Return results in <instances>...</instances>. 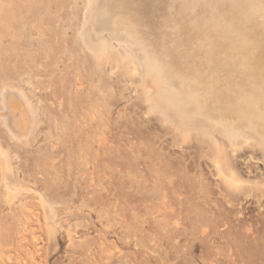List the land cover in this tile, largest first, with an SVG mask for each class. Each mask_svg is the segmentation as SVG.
<instances>
[{"label":"rangeland","instance_id":"obj_1","mask_svg":"<svg viewBox=\"0 0 264 264\" xmlns=\"http://www.w3.org/2000/svg\"><path fill=\"white\" fill-rule=\"evenodd\" d=\"M10 1L14 2L11 3L12 18L19 14L18 20L22 21V17L26 19L27 16L23 13L28 12L26 14L37 19L33 22L28 16L32 24L23 19L25 22L17 21L11 28L15 18L11 20L9 11L4 10L7 7L0 8V18L5 16L2 10L8 13L3 17L7 19L0 22V36L3 35L0 38V264H264V241L260 242L264 239L261 223L264 222V197L259 188L264 180L261 144L254 137L240 138L235 143L214 125L203 130L187 128L163 112L150 101L151 97L148 99L151 88L146 82L143 63L146 51L164 62L174 75L172 84L175 88L187 95L188 87L192 86L195 101L202 106H210L216 95L235 99L237 107L241 106V97L258 101L262 96V90L260 95L259 90L264 87V74L253 72L260 62L256 59L259 48L258 39H254L249 30L261 32L264 37V10H261L263 14L261 11L252 14L253 11L246 9L247 15H237L236 11L232 12L230 2L221 0L215 2L217 13L213 11L216 15L211 16L203 10V3L182 0L183 5L181 0H141L143 3L139 0V4L130 0L126 5L111 9L122 28L114 30L116 34L103 32L100 35V40L104 38L102 41L107 45L106 53L93 48L87 41L83 19L87 0H57L58 4L56 0H49L50 3L33 0L41 3L42 9H37L40 6L28 3V0H25L28 6L19 4L24 0ZM18 6L20 9L25 6L22 8L25 11L26 7L32 6V11L30 8V13L27 10L20 14L22 10L19 9L16 14ZM45 6H48L46 10ZM244 16L250 18L251 23L244 25L243 30L237 23ZM219 19L225 28L229 27L231 34L241 38V43L246 39L243 45L235 47L234 54L232 48L225 45L223 33L215 26ZM124 27L137 34L141 47L124 43L123 51L115 50L116 45L128 40ZM12 29L16 36L7 38L12 33L7 30ZM18 35L24 36L20 44ZM38 36H43L46 41ZM8 41L14 44H8ZM24 47L33 50L17 56L29 50ZM33 51L37 55L33 56L36 62L43 60V63L33 62ZM24 55L30 56V62ZM23 59L27 64L24 65V61L18 64ZM11 62L13 66L9 65ZM15 63L24 66L17 67ZM238 65L248 68L244 71L245 68ZM216 69H219L217 73L214 72ZM182 79H186L184 85L179 83ZM10 91H15L18 97ZM12 130L19 134L15 135ZM105 136L107 139L104 140ZM102 142L107 149L101 146ZM213 142L215 145L220 143L216 149L221 148L235 161H231V164L234 162L231 165L227 163L230 160L227 155L225 161L221 158V162L227 160L230 168H237L241 180L245 181L239 183L240 187L243 185L242 189L233 185L235 180L229 183L219 178L213 161L221 150H215ZM156 196L159 198L155 199ZM49 203L51 205H47ZM238 211L241 216L237 215ZM236 218L242 223L238 224ZM255 218H260L259 224ZM251 220L256 222L255 226ZM242 233L247 238L241 236ZM248 236L259 238L257 247L248 242Z\"/></svg>","mask_w":264,"mask_h":264},{"label":"bare ground","instance_id":"obj_2","mask_svg":"<svg viewBox=\"0 0 264 264\" xmlns=\"http://www.w3.org/2000/svg\"><path fill=\"white\" fill-rule=\"evenodd\" d=\"M3 1V2H2ZM7 2H5V3H7V4H5L4 3V0H0V3L2 2V5L0 6V8L2 7H7V8H9L8 10H7V8H3L5 11H9V14L8 15H10L11 13V3H14V2H11L10 0L8 1V0H6ZM28 1H30V2H28V3H31V4H37L36 2H34L33 0H32V2H31V0H28ZM36 1V0H35ZM40 1H42L41 3H43V0H40ZM45 1V0H44ZM49 1V0H48ZM53 1V0H52ZM52 1H49V3L50 2H52ZM57 1V0H56ZM59 1V0H58ZM58 1L56 2V4H58ZM130 0H87V5H85V7H86V12H85V17H83V19H84V26H85V33H86V38H87V41L89 42V43H91L92 45H93V48H99L100 50H101V52H106L107 53V51H108V48H107V45H106V43L105 42H103L102 40L104 39H102V36H101V39L102 40H100V35L104 32V33H106L107 32V34L108 35H112L113 33H115L116 34V32H114V30H117V28H122L121 27V23H118L117 22V20H116V18L114 19V17H113V15L111 14V9L113 8V7H115V6H117V5H126V3L128 4V2H129ZM137 1V3H139L138 1L139 0H136ZM141 1V0H140ZM175 1V0H174ZM188 2H193V3H195V4H201L202 5V3L204 4V5H202L203 6V10L205 9V12H207L208 13V15H210L211 14V16H214V15H216L215 13H217V11L216 10H214V7H215V2H219V1H221V0H187ZM228 2H230L231 3V6H232V12H234L235 13V11L237 12V15H244L245 14V11L248 13V11H253L252 12V14L255 12V14L258 12V11H261L262 9L264 10V0H227ZM25 0L24 1H21V2H19V4H21L22 6L25 4ZM34 2V3H33ZM142 2V1H141ZM140 2V3H141ZM168 2V1H167ZM3 3H4V5H3ZM8 3H10V5L8 4ZM24 3V4H23ZM38 3H40V2H38ZM41 3L40 4H37L38 6H40L41 5ZM55 3V2H54ZM62 3V2H61ZM66 3V2H65ZM67 3H68V1H67ZM73 3V2H72ZM132 3H134V2H132ZM139 3V4H140ZM143 3V2H142ZM175 3V2H174ZM178 3V2H177ZM176 3V4H177ZM181 3L183 4V5H185V2L184 1H182L181 0ZM18 3H17V5H19ZM63 4V3H62ZM70 4V3H69ZM69 4H68V6H69ZM83 4V3H82ZM138 4V5H139ZM168 4V3H167ZM222 4V3H221ZM20 5V6H21ZM45 5V4H44ZM44 5H42V6H44ZM142 5V4H141ZM172 5V4H171ZM25 6H28L27 5V3L25 4ZM24 6V7H25ZM29 6H30V4H29ZM33 6V5H32ZM31 6V7H32ZM81 6V5H80ZM163 6V5H162ZM187 6V5H186ZM192 6V5H191ZM19 7V6H18ZM24 7H22V8H24ZM30 7V8H31ZM36 6H34V8H35ZM46 7V6H45ZM48 7V6H47ZM47 7L45 8V10L47 9ZM50 7V6H49ZM66 7H67V5H66ZM167 7V6H166ZM170 7V6H169ZM168 7V8H169ZM178 7H180V5L178 6ZM218 7V6H217ZM17 8V7H16ZM22 8L20 9V7L19 8H17V10H15V12L14 13H16V11H18L19 12V9L20 10H22ZM27 8V10H29L28 9V7H26ZM38 8H41L42 9V7L40 6V7H37V9ZM171 8V7H170ZM40 9V10H41ZM179 9V8H178ZM189 9H190V7H189ZM188 9V10H189ZM248 11H247V10ZM26 10V11H27ZM31 11H32V8L30 9ZM30 10H29V13H30ZM51 9H48V11H50ZM69 10V9H68ZM72 10V9H71ZM79 9H77V11H78ZM85 10V9H84ZM173 10V9H172ZM3 11V10H2ZM1 11V13H3L5 16H3V14H1V16H3V17H6L7 16V14H6V12L4 13V12H2ZM25 10H22V12L20 11V14H22L23 12H24ZM25 11V12H26ZM55 11V10H54ZM63 11V10H62ZM179 11V10H178ZM213 11H215V13L213 12ZM18 12L16 13V14H18ZM36 12H37V10H36ZM45 12V11H44ZM44 12H43V14H44ZM51 12V11H50ZM137 12V11H136ZM193 13H194V11H192ZM213 12V13H212ZM264 12V11H263ZM26 13H28V12H26ZM24 14L23 13V16H25V15H27L26 16V19H27V17H28V19L30 20V19H33V22L37 19H35L34 20V16L33 15H28V14ZM70 13V12H69ZM80 13V12H79ZM165 13V12H164ZM174 13V12H173ZM179 13V12H178ZM185 13V12H184ZM220 13V12H219ZM260 13V12H259ZM261 13H262V11H261ZM47 14H49V13H47ZM53 14V13H52ZM224 14V13H223ZM263 14V13H262ZM15 15V14H14ZM45 15H46V12H45ZM56 15H58V14H56ZM79 15V14H78ZM171 15H174V14H171ZM178 15V14H177ZM186 15V14H185ZM202 15V14H201ZM245 15H247V14H245ZM250 15V14H249ZM261 14H259V16H260ZM11 16V15H10ZM20 15L18 14V15H15V17H13V18H15L16 19V17H17V20L15 21V19H14V21L12 20L13 18H12V16H11V20H12V26H13V24H15V23H17V21H19L18 20V18H20L19 17ZM48 16H50V15H48ZM168 16V15H167ZM187 16V15H186ZM204 16V15H203ZM217 16H219V14H217ZM2 17V18H3ZM31 17H33V18H31ZM52 17V16H51ZM51 17L49 18V19H51ZM65 17H66V15H65ZM169 17H170V15H169ZM168 17V18H169ZM191 17V16H190ZM223 17V16H222ZM257 17V16H256ZM2 18H0V22H2V21H4L5 19H7V18H3V20H2ZM9 18V17H8ZM23 19H24V17H22ZM53 18H55V17H52V19ZM156 18V17H155ZM181 18V17H180ZM188 18V17H187ZM201 19H202V17H200ZM209 18V17H208ZM212 18V17H211ZM210 18V19H211ZM221 18V17H220ZM244 19L240 22V23H237V25L238 24H240V26L242 27V29L244 30L245 29V27H244V25H246L247 26V23H251V21L249 20L250 18H248L247 16L245 17H243ZM254 18V17H253ZM259 17H257L256 19H258ZM263 18V17H262ZM22 19V21H27L26 19H24L23 20ZM44 19V18H43ZM43 19H42V21H43ZM182 19H184V18H182ZM215 19H217V18H215ZM231 19V21H233L232 20V18H230ZM10 20V21H11ZM28 20V21H29ZM40 20V23H41V19H39ZM81 20V19H80ZM170 19H168V21H169ZM171 20H173L172 19V17H171ZM175 20V19H174ZM179 20V19H178ZM185 20V19H184ZM187 20V19H186ZM205 20V19H204ZM220 20V19H219ZM253 20V19H252ZM255 20V19H254ZM261 20V19H260ZM21 20L19 21V22H22ZM24 21V22H25ZM27 21V22H28ZM45 21V20H44ZM182 21V20H181ZM196 21V20H195ZM202 21V20H201ZM206 21V20H205ZM209 21L210 20H208L207 22H208V24H209ZM223 21H224V18H223ZM257 21H259V20H257ZM7 22V21H6ZM26 22V23H27ZM30 22V21H29ZM63 22H64V20H63ZM211 22H213L212 20H211ZM226 22H228V21H226ZM243 22V23H242ZM8 23V22H7ZM6 23V24H7ZM31 24H32V20H31V22H30ZM83 23V22H82ZM172 23V22H171ZM204 23V22H203ZM206 23V22H205ZM224 23H225V21H224ZM246 23V24H245ZM250 23H249V25H250ZM9 24V23H8ZM11 24H10V26L9 25H7V29H8V27H11ZM22 23H20V25H21ZM34 24V23H33ZM63 24V23H62ZM119 24V25H118ZM178 24V23H177ZM176 24V25H177ZM188 24V23H187ZM207 24V25H208ZM264 24V23H263ZM35 26H37L36 25V23L34 24ZM57 25V24H56ZM66 25V24H65ZM68 25V24H67ZM186 25V24H185ZM213 25V24H212ZM212 25H211V27H212ZM226 26H227V24H225ZM4 26V25H3ZM6 26V25H5ZM4 26V27H5ZM15 26V25H14ZM14 26L13 27H11V28H14ZM19 26V25H18ZM29 26H31L30 24H29ZM38 26H39V24H38ZM43 26V25H42ZM120 26V27H119ZM124 26H126V25H124ZM193 26H195V25H193ZM201 26V25H200ZM209 26V25H208ZM215 26H216V28H217V30L220 32V33H223V36L225 37V41H224V43H225V45H228V46H230L231 48H232V53L233 52H235V47H239V46H241V45H243L244 43H245V40L244 41H242V42H244V43H241V38H238L237 36L235 37L233 34H231L230 32H229V30L227 29V28H229L228 26H227V28H225V26L222 24V21L220 20V21H215ZM258 26V25H257ZM2 27V26H1ZM3 27V28H4ZM22 27H24V26H22ZM27 27V26H26ZM32 27V26H31ZM65 27V26H64ZM210 27V28H211ZM253 27V26H252ZM6 28V27H5ZM11 28H9V29H11ZM37 28V27H36ZM59 28V27H58ZM63 28V27H62ZM67 28V27H66ZM65 28V29H66ZM186 28V27H185ZM195 28V27H194ZM209 28V29H210ZM214 28V27H213ZM215 28V29H216ZM233 28V27H232ZM40 29H42V28H40ZM39 29V30H40ZM55 29V28H54ZM64 29V28H63ZM76 29V28H75ZM125 31H126V33H127V37H128V40L126 41V42H122L121 44H119L121 47H119V45H116L115 47H116V51H117V48L118 49H122V46L124 47V43L126 44H136L137 46L139 45L140 46V39L137 37V34L134 32V31H132L131 29H126L125 27L123 28ZM177 29H179V28H177ZM191 29V28H190ZM189 29V30H190ZM212 29V28H211ZM214 29V30H215ZM4 30H6V29H3V31ZM14 29H12V31H9V30H7L8 32H12L11 34L10 33H8L7 35H9V36H7V38H10V36L11 35H13V36H16V35H14L13 33H15V31H13ZM35 30V29H34ZM47 30V29H46ZM60 30V29H59ZM180 30V29H179ZM182 30V29H181ZM193 30V29H192ZM199 30V29H198ZM0 31H1V28H0ZM19 31V30H18ZM17 31V32H18ZM184 32H185V30H183ZM248 31V30H247ZM250 31V34L252 35V37L254 38V39H258V55H257V60L258 61H260L259 62V64L257 65V68L255 67V70L253 71L255 74H258V75H263L264 74V37H261L263 34L261 33V32H253L252 30H249ZM4 32H6V31H4ZM38 32V31H37ZM42 32V31H41ZM54 32V31H53ZM200 32V31H199ZM0 33H2V32H0ZM38 33H40V31L38 32ZM234 33H235V31H234ZM264 33V32H263ZM18 34H19V32H18ZM121 34V33H120ZM181 34H182V32H181ZM187 34V33H186ZM194 34H195V31H194ZM205 34V33H204ZM37 35H39V34H37ZM188 35V34H187ZM198 35V34H197ZM209 35V34H208ZM238 35V34H237ZM1 36H3L2 34H1ZM1 36H0V38H1ZM18 36H20V35H18ZM18 36H17V40L14 38V40H16L17 42H18V44H20V40L21 39H24V36L23 35H21L20 36V38H18ZM46 36V35H45ZM62 36V35H61ZM63 36H64V34H63ZM63 36H62V38H63ZM207 36V35H206ZM250 36V35H249ZM38 38H43V36H38ZM68 38V37H67ZM66 38V39H67ZM106 38H107V36H106ZM150 38H151V36H150ZM155 38V37H154ZM189 38V36H187V39ZM191 38H192V35H191ZM244 38H245V36H244ZM3 39V38H2ZM44 39V38H43ZM55 39V38H54ZM152 39V38H151ZM158 39V38H157ZM207 39H208V36H207ZM221 39V38H220ZM45 40V39H44ZM69 40V39H68ZM67 40V41H68ZM81 40V39H80ZM107 40V39H106ZM106 40H104V41H106ZM200 40V39H199ZM209 40V39H208ZM243 40V39H242ZM20 41V42H19ZM23 41V40H22ZM46 41V40H45ZM188 41V40H187ZM156 42V41H155ZM193 42V41H192ZM200 42H202V41H200ZM206 42V41H205ZM207 42H210V41H207ZM246 42H248V41H246ZM38 43V42H37ZM66 43H68V42H66ZM65 43V44H66ZM142 43H143V41H142ZM203 43V42H202ZM202 43H201V45H202ZM249 43L251 44V42H250V40H249ZM4 44V43H3ZM8 44H14V43H12V42H10L9 43V41H8ZM17 44V43H16ZM39 44V43H38ZM126 44V45H127ZM194 44V43H193ZM193 44H192V46H193ZM22 45V44H21ZM20 45V46H21ZM144 45V44H143ZM182 45V44H181ZM249 45V44H248ZM247 45V46H248ZM252 46H253V44H251ZM11 46V45H10ZM19 46V47H20ZM35 46V45H34ZM246 46V45H245ZM256 46V45H255ZM53 47V46H52ZM51 47V48H52ZM110 47V46H109ZM141 47V46H140ZM183 47V46H182ZM181 47V48H182ZM196 47V46H195ZM194 47V48H195ZM203 47H205V46H203ZM254 47V46H253ZM252 47V48H253ZM12 48V47H11ZM15 48H16V46H15ZM28 48V47H27ZM27 48H25L24 47V49H27ZM32 48V47H31ZM44 48V47H43ZM85 48V47H84ZM135 48H136V46H135ZM193 48V49H194ZM228 48V47H227ZM248 48H250L249 46H248ZM17 49V48H16ZM14 50V51H17V50ZM20 49H22V47L20 48ZM29 50H25V51H23L21 54H17V56L18 55H22L24 52H28V51H31V50H33V49H31L30 50V47L28 48ZM53 49V48H52ZM124 49V48H123ZM123 49H122V51H123ZM130 49V48H129ZM178 49H179V47H178ZM197 49H199L198 47H197ZM200 49H201V47H200ZM225 49V48H224ZM8 50V49H7ZM12 49H10V51H11ZM143 50V49H142ZM141 50V51H142ZM204 50V49H203ZM253 50H255L254 48H253ZM1 51H2V49H1ZM34 51H35V49H34ZM34 51H33V55H32V57L33 56H35L36 54H34ZM47 51H49V50H47ZM109 51H110V48H109ZM145 51V50H144ZM213 51V50H212ZM220 51H221V49H220ZM35 52H37V51H35ZM95 52H96V50H95ZM112 52H114V51H112ZM117 52H120V51H117ZM162 52V51H161ZM193 51L191 50L190 51V53H192ZM194 52H195V50H194ZM208 52V51H207ZM207 52H204V53H207ZM225 52H226V50H225ZM29 53H31V52H29ZM110 53V52H109ZM108 53V54H109ZM5 54V53H4ZM11 54V53H10ZM25 54V53H24ZM28 53H26L25 55H27ZM93 54H95V53H93ZM117 54V53H116ZM124 54H126V53H124ZM123 54V55H124ZM217 54V53H216ZM234 54V53H233ZM24 55V57L26 58V60H27V58L29 57L30 58V56H25ZM130 55V54H129ZM197 55V54H196ZM222 55V54H221ZM253 55V54H252ZM9 56V55H8ZM106 56H107V54H106ZM188 56V55H187ZM199 56V55H198ZM220 56V55H219ZM10 57H15V55L14 56H10ZM21 57V56H20ZM23 57V56H22ZM36 57H37V55H36ZM35 57V58H36ZM39 57V56H38ZM120 57H123L121 54H120ZM139 57V56H138ZM157 57V56H156ZM164 57V56H163ZM201 57V56H200ZM205 57V56H204ZM29 58H28V61L30 62V60H29ZM90 58V57H89ZM107 58V57H106ZM131 58V57H130ZM197 58V57H196ZM195 58V59H196ZM13 59V58H12ZM12 59H8L9 61H11ZM140 59V58H139ZM169 59V58H168ZM181 59V58H180ZM205 59V58H204ZM211 59V58H210ZM231 59V58H230ZM237 59H239V58H237ZM241 59V58H240ZM17 60H18V57H17ZM32 60H34L33 62L35 63V64H37V63H43L42 61L41 62H36V59H34V57L32 58ZM38 60L40 61L41 59L40 58H38ZM124 60V59H123ZM203 60V59H202ZM206 60V59H205ZM221 59H219V61H220ZM225 60V59H224ZM235 60V59H234ZM3 61V60H2ZM15 61H16V58H15ZM24 61V62H23ZM27 61V62H28ZM135 62H136V60H134ZM209 61V60H208ZM216 61V60H215ZM222 61V60H221ZM236 61V60H235ZM239 61V60H238ZM21 62H23V63H25V60L23 59V60H20V62L18 61V64L19 63H21ZM124 62V61H123ZM188 62V61H187ZM192 62V61H191ZM223 62V61H222ZM243 62V61H242ZM242 62L240 61V64H242ZM252 62V61H251ZM137 63V62H136ZM143 63H144V71H145V76H146V78H147V83L149 84L148 86L151 88L150 90H149V93H150V91H151V94L149 95V98L148 99H150V97L152 98V99H150V101H153L154 103H155V105H157L158 106V108L159 109H161L163 112H165L166 114H168V115H170L171 117H173V118H175V119H177L182 125H184V126H186L187 128H196V129H205V128H208V127H211V126H215V127H217V130H219L224 136H226V138H228L229 140H231V141H233V142H235V143H238V141H239V139L240 138H252V137H254V138H257V140H258V142L261 144V146H262V148H263V150H264V87L262 88V89H260L259 91H260V93H259V95L261 94V90H262V96L260 97V98H258V101H255L251 96V98L252 99H249V100H245L244 99V97H241V99L243 98V100H240V102H241V106H235V103H234V100H229V99H223L222 98V96H218V95H216V96H214V100H213V102L210 104V106L209 105H207V106H202V105H200L199 103H197L196 101H195V97H196V94H195V90H194V88H192V86H189L188 87V94L187 95H185V94H183V93H181L180 91H178L177 90V88H175V84L173 83L172 84V80L174 79V75H172V71H171V69L170 68H168L167 67V65L164 63V62H162L161 60H158L157 58H155L154 56H152V55H150L149 53H147V51L146 52H144V58H143ZM199 63V62H198ZM201 63V62H200ZM199 63V64H200ZM209 63H212V62H209ZM209 63H207V64H209ZM216 63V62H215ZM214 63V64H215ZM230 63V62H229ZM261 63V64H260ZM13 64H14V59H13ZM13 64H12V62H11V64H9V65H12L13 66ZM15 64H17V63H15ZM17 64V67L19 66ZM27 63H25L24 65H26ZM98 64V63H97ZM138 64V63H137ZM234 64V63H233ZM236 64V63H235ZM23 64H21L19 67H21V66H24ZM42 64H39V66H41ZM139 65V64H138ZM196 65V64H195ZM222 65V64H221ZM226 65H228V64H226ZM225 65V66H226ZM246 65V64H245ZM38 66V65H37ZM37 66H36V68H37ZM98 66V65H97ZM102 66V65H101ZM100 66V67H101ZM106 66V65H105ZM116 67H117V64L115 65ZM126 66V65H125ZM169 66V65H168ZM212 66V65H211ZM217 66V65H216ZM243 66V65H242ZM241 65L239 66L238 65V67L240 68H245V67H242ZM250 66V65H249ZM3 68H4V66H2ZM27 67H29V68H31V70L33 69V67L32 66H27ZM27 67H25V68H27ZM96 67V66H95ZM99 67V66H98ZM141 67V66H140ZM207 67V66H206ZM230 67V66H229ZM234 67V66H233ZM236 67V66H235ZM22 68V67H21ZM35 68V67H34ZM41 68H42V66H41ZM203 68V67H202ZM219 68V67H218ZM238 68V69H239ZM248 68V67H247ZM247 68H245V70L244 71H246V69ZM2 69V68H1ZM12 69V68H11ZM20 69V68H19ZM28 69V68H27ZM97 69V68H96ZM115 69V68H114ZM142 69V68H141ZM193 69V68H192ZM196 69V68H195ZM207 69V68H206ZM5 70V69H4ZM22 70V69H21ZM38 70H40L39 68L38 69H36V71L38 72ZM203 70V69H202ZM217 70H219V69H216L214 72L215 73H217L216 71ZM232 70V69H231ZM237 70V69H236ZM2 71H3V69H2ZM20 71V70H19ZM35 71V70H34ZM35 71V72H36ZM101 71H104V70H101ZM100 71V73H102ZM205 71V70H204ZM230 71V70H229ZM238 71V70H237ZM15 72V71H14ZM27 72V71H26ZM96 72H98V71H96ZM137 72V71H136ZM143 72V71H142ZM196 72V71H195ZM221 72V71H220ZM243 72V71H242ZM16 73H17V71H16ZM21 73V72H20ZM22 73H23V71H22ZM21 73V74H22ZM39 73L40 72H38L37 74L39 75ZM56 73V72H55ZM122 73V72H121ZM138 73V72H137ZM197 73V72H196ZM215 73H213V74H215ZM219 73V72H218ZM238 73V72H237ZM245 73V72H244ZM247 73V72H246ZM12 74V73H11ZM139 74V73H138ZM204 74V73H203ZM211 74V73H210ZM222 74V73H221ZM231 74H232V72H231ZM2 75V74H1ZM17 75H19V74H17ZM36 75V74H35ZM37 75V76H38ZM43 75H45V74H43ZM104 75V74H103ZM136 75V74H135ZM192 75V74H191ZM8 76V75H7ZM15 76H16V74H15ZM200 76H201V74H200ZM210 76V75H209ZM212 76V75H211ZM217 76V75H216ZM219 76V75H218ZM222 76V75H221ZM32 77H34V75L32 76ZM248 77V76H247ZM137 78V77H136ZM188 78H189V76H188ZM195 78V77H194ZM207 78V77H206ZM225 78V77H224ZM222 79H223V77H222ZM238 79V78H237ZM248 79V78H247ZM35 80H36V78H35ZM53 80H56V79H53ZM170 80V81H169ZM183 80V79H182ZM179 80L180 82V84H182V85H184L185 84V80ZM217 80V79H216ZM219 80V79H218ZM232 80V79H231ZM238 80H240V79H238ZM254 80V79H253ZM45 81H46V79H45ZM189 81V80H188ZM196 81H197V79H196ZM208 81V80H207ZM3 82V81H2ZM190 82V81H189ZM194 82V81H193ZM214 82V81H213ZM235 82H237V81H235ZM246 82V81H245ZM17 83V82H16ZM31 83V82H30ZM29 83V84H30ZM49 83H51V81L49 82ZM48 83V84H49ZM243 83V82H242ZM248 83H250V80L248 81ZM46 84V83H45ZM220 84V83H219ZM251 84V83H250ZM15 85V84H14ZM13 85V86H14ZM20 85V84H19ZM35 85V84H34ZM39 85V84H38ZM175 85V86H174ZM190 85V84H189ZM234 85H236V84H234ZM240 85H241V83H240ZM247 85V84H246ZM262 85V84H261ZM264 85V84H263ZM198 86V85H197ZM220 86H222V85H220ZM228 87H229V85H227ZM251 86H253V85H251ZM8 87H10V85L8 86ZM184 87V86H183ZM182 87V88H183ZM241 87V86H240ZM6 88V87H5ZM4 88V89H5ZM12 87H10V89H11ZM37 88V87H36ZM51 88V87H50ZM224 88V87H223ZM257 88V87H256ZM261 88V87H260ZM14 89V88H13ZM44 89V88H43ZM148 89V88H147ZM252 89V88H251ZM258 89V88H257ZM15 90V89H14ZM45 90H47V89H45ZM51 90V89H50ZM80 90V89H79ZM184 90V89H183ZM202 90V89H201ZM204 90V89H203ZM16 91V90H15ZM15 91H13L14 92V94L16 95V93H15ZM49 91V90H48ZM54 91V90H53ZM145 91V90H144ZM207 91H210L209 89L207 90ZM222 91H223V89H222ZM228 91V90H227ZM232 91H233V89H232ZM10 92H12V91H10ZM13 92H12V94H13ZM20 92V91H19ZM18 92V93H19ZM206 92V91H205ZM1 93V92H0ZM21 93V92H20ZM52 93V92H51ZM144 93V92H143ZM198 93V92H197ZM244 93V92H243ZM2 94V93H1ZM4 95V94H3ZM21 95H22V93H21ZM20 95V96H21ZM61 95V94H60ZM250 95V94H249ZM1 96V95H0ZM6 96H7V94H6ZM14 96V95H13ZM19 96V97H20ZM55 96V95H54ZM253 96V95H252ZM16 97H18L17 95H16ZM50 97V96H49ZM23 98H25V97H23ZM63 98V97H62ZM74 98V97H73ZM248 98V97H247ZM1 99H2V97H1ZM0 99V101H2ZM19 99V98H18ZM18 99H16V100H18ZM20 99H22V98H20ZM19 99V100H20ZM197 99V98H196ZM240 99V98H239ZM26 100V99H25ZM28 100V99H27ZM4 101V100H3ZM5 101H6V99H5ZM23 101V100H22ZM19 102H21V101H19ZM236 102V101H235ZM239 102V103H240ZM5 103V102H4ZM22 103V102H21ZM21 103H20V105H21ZM24 103H27L26 101H24ZM28 104H30L29 102H28ZM29 106V105H28ZM30 107V106H29ZM4 108V107H3ZM24 108V107H23ZM36 108V107H35ZM1 110V109H0ZM34 110V109H33ZM46 110V109H45ZM15 111V110H14ZM30 111V110H29ZM28 111V112H29ZM5 112V111H4ZM27 112V111H26ZM26 112H25V114H26ZM48 112V111H47ZM2 113V112H1ZM32 113V112H31ZM34 114H35V112H34ZM2 115V114H1ZM29 116H31L30 114H28ZM27 115V116H28ZM9 116V115H8ZM43 116V115H42ZM4 117H5V115H4ZM161 117V116H160ZM0 118H2V116L0 117ZM31 118H32V116H31ZM30 118V119H31ZM25 119V118H24ZM33 119V118H32ZM46 119V118H45ZM6 120V119H5ZM23 120V119H22ZM29 120V119H28ZM35 120V119H34ZM34 120H32V121H34ZM1 122H2V120H0ZM9 120L7 119V122H8ZM4 123V122H3ZM2 123V124H3ZM29 124V123H28ZM9 126V124L8 123H6V126ZM1 126V125H0ZM5 126V125H4ZM7 126V128H8V130H9V127ZM31 127V126H30ZM33 127V126H32ZM178 127V126H177ZM1 128V127H0ZM11 128V127H10ZM3 130H5V127L4 128H2ZM180 129V128H179ZM8 130L7 131H5V132H8ZM30 130H31V128H30ZM193 130V129H192ZM2 131V130H1ZM9 131H11V130H9ZM22 131V130H21ZM4 132V133H5ZM12 132H13V130H12ZM20 132V131H19ZM10 133L11 132H9V135H10ZM15 135H17L16 133H18V132H13ZM21 133H23V131L21 132ZM20 133V134H21ZM27 133H28V131H27ZM198 133H200V132H198ZM214 133V132H213ZM2 134V133H1ZM19 134V133H18ZM32 134V133H31ZM217 134V133H216ZM219 134V133H218ZM13 135V134H12ZM24 135V134H23ZM30 135V134H29ZM28 135V136H29ZM178 135V134H177ZM186 135V134H185ZM11 136V135H10ZM21 136V135H20ZM27 136V135H26ZM27 136V137H28ZM33 136V135H32ZM212 136H215V135H212ZM11 137H14V135L13 136H11ZM17 137L18 136H16V139H17ZM207 137V136H206ZM216 137V136H215ZM8 138H10V137H8ZM20 138V137H19ZM24 138V137H23ZM26 138V137H25ZM30 138V137H29ZM205 138V137H204ZM212 139H213V137H211ZM217 138V137H216ZM222 138V137H221ZM15 139V140H16ZM105 139H107L106 138V136H105V138H104V140ZM184 139V138H183ZM193 139V138H192ZM191 139V140H192ZM211 139V140H212ZM227 139V140H228ZM12 140V139H11ZM14 140V139H13ZM19 140V139H18ZM25 140V139H24ZM206 140V139H205ZM217 140H224V139H220V138H218ZM201 141V140H200ZM210 141V140H209ZM208 141V142H209ZM242 141V140H241ZM14 142V141H13ZM28 142V141H27ZM30 142V141H29ZM189 142V141H188ZM212 142V141H211ZM227 142V141H226ZM99 143H100V141H99ZM107 143V142H106ZM220 143H221V141H220ZM219 143V144H220ZM234 143V144H235ZM102 144V145H101ZM100 145L101 146H104L103 145V142L101 143ZM207 144V143H206ZM211 144V143H210ZM213 145H215V143L213 142L212 143ZM219 144L218 145H215L216 147H214L215 148V150H217V151H219V150H221V148L218 150V149H216V148H218V146H219ZM228 144V143H227ZM204 145V144H203ZM209 145V144H208ZM221 145V144H220ZM233 145V144H232ZM110 146V145H109ZM256 146V145H255ZM254 146V147H255ZM105 148H106V146H104ZM108 147V146H107ZM111 147V146H110ZM2 148V147H1ZM209 148V147H208ZM213 148V147H212ZM256 148V147H255ZM255 148H254V150L253 151H255ZM102 149V148H101ZM107 149V148H106ZM7 150V149H6ZM214 150V149H213ZM231 150V149H230ZM233 150V149H232ZM23 151V150H22ZM216 151V153H218ZM229 151V150H228ZM236 151V150H235ZM258 151V150H257ZM8 152V151H7ZM214 152V151H213ZM234 152V151H233ZM240 152V151H239ZM259 152V151H258ZM103 153H104V151H103ZM210 153V152H209ZM215 153V152H214ZM214 153H213V155L212 156H214ZM227 153V152H226ZM261 153V152H260ZM262 154V153H261ZM226 155L227 154H225L224 153V151H222L221 150V152H219V155H217V159L215 160V161H213V165L215 166V168H216V170H217V174L219 175V178L221 177L223 180H227L228 182L229 181H231V180H235V183H234V181H232L233 182V185H237L238 187H240L239 186V183H241V182H244L245 183V181H243V180H241V177H240V174L236 171V169L234 170V169H232V168H230V166L235 162L234 160H231L229 157H228V155H227V157H228V159H230L229 160V162H227V160H226V162L227 163H229V164H231L230 162L231 161H234L230 166H229V164H226V162H221V158L225 161V159L227 158L226 157ZM103 156H105V155H103ZM233 156V155H232ZM263 156V155H262ZM9 157V156H8ZM250 157V156H249ZM215 158V157H214ZM261 158V157H260ZM6 159V158H5ZM8 159V158H7ZM6 159V160H7ZM9 161V160H8ZM122 161V160H121ZM7 162V161H6ZM119 162V161H118ZM111 163H112V161H111ZM110 163V164H111ZM109 164V163H108ZM212 164V163H211ZM247 164V163H246ZM9 165V164H8ZM115 165V164H114ZM117 165V164H116ZM119 165V164H118ZM212 165V166H213ZM249 166V165H248ZM2 168V167H1ZM112 169H114V168H112ZM215 171V170H214ZM235 171V172H234ZM7 172V171H6ZM4 174H5V172H4ZM216 174V173H215ZM7 177V176H6ZM10 177V176H9ZM215 177V176H214ZM10 180V179H9ZM160 180H162L161 178H160ZM262 180V179H261ZM7 181V180H6ZM5 181V182H6ZM13 181V180H12ZM178 181V180H177ZM232 182H231V184H232ZM259 183H260V181H258ZM262 183H261V186L259 187L260 188V191L262 192V195H263V197H264V180H262L261 181ZM2 183V182H1ZM12 183V182H11ZM179 183V182H178ZM230 183V182H229ZM257 183V182H256ZM91 184V183H90ZM226 184V186L228 185L227 183H225ZM1 185V184H0ZM3 185V184H2ZM7 185V184H6ZM175 185V184H174ZM12 187V186H11ZM242 187H243V185H242ZM242 187H240L241 189H242ZM15 188V187H14ZM227 188V187H226ZM239 188V189H240ZM258 188V187H257ZM166 189V188H165ZM179 189V188H178ZM235 189H237V188H235ZM11 190H12V188H11ZM225 190H227V189H224V191ZM10 192V191H9ZM167 192V191H166ZM180 192H181V189H180ZM229 192V191H228ZM236 192V191H235ZM4 193V192H3ZM183 193V192H182ZM185 193V192H184ZM225 193V192H224ZM227 193V192H226ZM230 193H232V191L230 190ZM159 195L161 194V192L160 193H158ZM166 194V193H165ZM171 194V193H170ZM174 194H175V192H174ZM177 194V193H176ZM175 194V195H176ZM211 194V193H210ZM233 194H235V193H233ZM4 195V194H3ZM163 195V194H162ZM161 195V196H162ZM228 195V194H227ZM15 196H17V195H15ZM161 196H160V198H161ZM164 196V195H163ZM167 196H169V195H167ZM177 196H179V195H177ZM187 196V195H186ZM10 197V196H9ZM152 197H154V196H152ZM166 197V196H165ZM14 198H16V197H14ZM156 198H159V196L157 197H155V199ZM167 198V197H166ZM178 198V197H177ZM182 198V197H181ZM186 198H188V196L186 197ZM11 199V198H10ZM41 199V198H40ZM169 199V198H168ZM171 199V198H170ZM176 199V198H175ZM183 199V198H182ZM14 200V199H13ZM44 200H45V198H44ZM148 200V199H147ZM159 200V199H158ZM172 200V199H171ZM178 199H176V201H177ZM180 200V199H179ZM178 200V201H179ZM185 200V199H184ZM184 200H183V202H184ZM4 201H5V199H4ZM41 201V200H40ZM164 201V200H163ZM173 201H174V199H173ZM181 201V200H180ZM167 202V201H166ZM168 202H169V200H168ZM167 202V204H169ZM47 203V202H46ZM141 203V202H140ZM153 203H154V201H153ZM164 203V202H163ZM171 203V202H170ZM175 203H177V202H175ZM179 203V202H178ZM177 203V204H178ZM156 204V203H155ZM45 205V204H44ZM47 205H51L50 203L49 204H47ZM157 205H158V202H157ZM157 205H155V206H157ZM161 205V204H160ZM163 205V204H162ZM171 205V204H170ZM180 205H182V204H180ZM152 206H153V204H152ZM177 206V205H176ZM183 206H185V205H183ZM261 206V205H260ZM52 207V206H51ZM158 207H160V206H158ZM173 207V206H172ZM201 207V206H200ZM204 207H205V205H204ZM161 208H162V206H161ZM177 208V207H176ZM45 209V208H44ZM54 209V208H53ZM205 210H207L206 208H204ZM204 209H201V210H204ZM259 209H260V207H259ZM45 210H47V209H45ZM157 210V209H156ZM162 210V209H161ZM179 210V209H178ZM181 210V209H180ZM179 210V211H180ZM211 210V209H210ZM239 210V209H238ZM172 211H173V209H172ZM164 212V211H163ZM174 212V211H173ZM235 213H236V211H234ZM262 212H264V211H262ZM262 212H260V213H262ZM178 213H180V212H178ZM192 213V212H191ZM195 213V212H194ZM207 213V212H206ZM226 213V212H225ZM233 213V212H232ZM177 214V213H176ZM189 214H190V212H189ZM209 214V213H208ZM227 214V213H226ZM230 214V213H229ZM239 214V216H241L240 214H241V211H238L237 212V215ZM173 215V214H172ZM178 215V214H177ZM191 215V214H190ZM193 215V214H192ZM180 216V215H179ZM195 216H196V214H195ZM209 217L211 216V215H208ZM232 216V215H231ZM235 216V215H234ZM52 217V216H51ZM238 217V216H237ZM49 218V217H48ZM196 218V217H195ZM194 218V219H195ZM231 218V217H230ZM237 219V221H238V224H241L242 223V221H241V219H239V218H236ZM244 219V218H243ZM252 219V218H251ZM254 219V218H253ZM255 219H257V218H255ZM260 219V218H259ZM259 219H257V223L259 222ZM193 220V219H192ZM195 220H198V222H199V219H195ZM205 220V219H204ZM232 220V219H231ZM230 220V221H231ZM251 221H253V220H251ZM261 221V220H260ZM49 222V221H48ZM51 222V221H50ZM49 222V223H50ZM48 223V224H49ZM230 224L232 223V222H229ZM233 223H234V221H233ZM256 223V222H255ZM255 223H254V221H253V224H254V226H255ZM262 223V225H263V228H264V222H261ZM260 223V224H261ZM180 224V223H179ZM234 224H236V223H234ZM252 224V223H251ZM259 224V223H258ZM177 225V224H176ZM233 225V224H232ZM244 225H245V223H244ZM261 225V226H262ZM225 226V225H224ZM229 226V225H228ZM239 226H242V225H238L237 227H239ZM251 226H253V225H251ZM230 227V226H229ZM235 227V226H234ZM243 227V226H242ZM233 228V227H232ZM244 228V227H243ZM257 228V227H256ZM249 230H250V228H249ZM255 230V229H254ZM257 230V229H256ZM242 231V230H241ZM245 232V234H246V231H244ZM252 233V232H251ZM250 233V234H251ZM256 233H258V230L256 231ZM264 233V232H263ZM261 234V233H260ZM240 235V234H239ZM247 235V234H246ZM246 235H243V233L241 234V236H246ZM252 235H254V234H251V236ZM264 235V234H263ZM262 236V235H261ZM261 236H259L260 238H261ZM263 237V236H262ZM242 238V237H241ZM246 238H247V236H246ZM264 238V237H263ZM236 239V238H235ZM258 237H256V236H254V237H249L248 236V242L251 244V243H253L254 245L256 244V242H259L258 241ZM243 240V239H242ZM261 240V239H260ZM262 241H264V239L263 240H261L260 242H262ZM242 243H244V242H242ZM263 243V242H262ZM247 245H248V243H246ZM249 244V245H250ZM252 245V244H251ZM256 246V245H255ZM254 246V247H255ZM263 249H264V243H263ZM251 247V246H250ZM249 247V248H250ZM257 247V246H256ZM248 248V247H247ZM251 248H253V247H251ZM257 250V249H256ZM252 251V250H251ZM253 251H255L254 249H253ZM259 250H257L256 252H258ZM259 253V252H258ZM262 253V252H261ZM254 256V255H253ZM254 259V258H253ZM259 264V263H258Z\"/></svg>","mask_w":264,"mask_h":264}]
</instances>
